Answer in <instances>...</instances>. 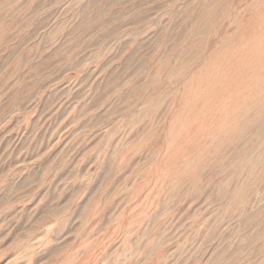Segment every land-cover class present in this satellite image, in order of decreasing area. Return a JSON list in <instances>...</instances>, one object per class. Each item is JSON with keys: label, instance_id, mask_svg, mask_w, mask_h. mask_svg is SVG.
Segmentation results:
<instances>
[{"label": "rangeland", "instance_id": "1", "mask_svg": "<svg viewBox=\"0 0 264 264\" xmlns=\"http://www.w3.org/2000/svg\"><path fill=\"white\" fill-rule=\"evenodd\" d=\"M216 263L264 264V0H0V264Z\"/></svg>", "mask_w": 264, "mask_h": 264}, {"label": "bare ground", "instance_id": "2", "mask_svg": "<svg viewBox=\"0 0 264 264\" xmlns=\"http://www.w3.org/2000/svg\"><path fill=\"white\" fill-rule=\"evenodd\" d=\"M215 79V78H214ZM190 82V81H189ZM182 84H183V82H182ZM207 85H205V87H206ZM202 89V88H201ZM206 89V88H205ZM201 91V90H200ZM200 91H199V93H200ZM209 91V90H208ZM211 91V90H210ZM208 93V92H207ZM211 93V92H210ZM262 93V92H261ZM201 99V98H200ZM209 100H212L211 98L209 99ZM208 105V104H207ZM198 107V106H197ZM185 108H186V106H185ZM194 108V107H193ZM196 109V108H195ZM194 110V109H193ZM195 111V110H194ZM192 112V111H191ZM190 115H192V114H190ZM246 118V117H245ZM188 120V119H187ZM257 122H259V121H257ZM257 126V125H256ZM255 126V127H256ZM174 129V128H173ZM237 129H238V127H237ZM248 132H249V130H248ZM252 132V131H251ZM227 133H228V131H227ZM230 134V133H229ZM251 134V133H250ZM223 136V135H222ZM170 137H172V136H170ZM229 137H230V135H229ZM260 139V138H259ZM230 141V140H229ZM145 142V141H144ZM228 143V142H227ZM227 145V144H226ZM245 146V145H244ZM223 147V146H222ZM223 148H225V147H223ZM220 149V148H219ZM218 149V150H219ZM231 149V148H230ZM229 149V150H230ZM210 150V149H209ZM222 150V149H221ZM220 150V151H221ZM224 150V149H223ZM220 151H219V153H220ZM205 152V151H204ZM216 154V153H215ZM218 155V154H217ZM226 155V154H225ZM196 158V157H195ZM226 158V157H225ZM229 158V157H228ZM224 161V160H223ZM227 163H229V162H227ZM199 164V163H198ZM195 167V166H194ZM218 169V168H217ZM224 169V168H223ZM230 172V171H229ZM172 175V174H171ZM240 186V185H239ZM228 189V188H227ZM247 189V188H246ZM253 190V189H252ZM228 192V191H227ZM234 199V198H233ZM230 206V205H229ZM236 209V208H235ZM238 209V208H237ZM231 213V212H230ZM212 261V260H211ZM217 264V263H216Z\"/></svg>", "mask_w": 264, "mask_h": 264}]
</instances>
